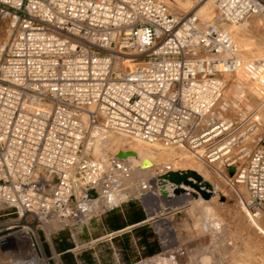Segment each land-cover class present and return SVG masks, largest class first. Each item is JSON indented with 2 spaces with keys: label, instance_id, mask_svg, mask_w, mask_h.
<instances>
[{
  "label": "built area",
  "instance_id": "obj_1",
  "mask_svg": "<svg viewBox=\"0 0 264 264\" xmlns=\"http://www.w3.org/2000/svg\"><path fill=\"white\" fill-rule=\"evenodd\" d=\"M193 2L0 0V264H49L39 232L97 196L89 143L110 133L186 149L227 188L207 192L264 217L257 113L229 115L224 80L264 98V58L243 59L230 31L259 19L264 42V0Z\"/></svg>",
  "mask_w": 264,
  "mask_h": 264
},
{
  "label": "rangeland",
  "instance_id": "obj_2",
  "mask_svg": "<svg viewBox=\"0 0 264 264\" xmlns=\"http://www.w3.org/2000/svg\"><path fill=\"white\" fill-rule=\"evenodd\" d=\"M162 1L172 12L176 13L193 11L198 8V6H194L193 0H179L180 3H176L178 0ZM237 28L239 29L237 34L239 44L243 41L247 42L246 39H242L247 37L253 41L254 50L264 47V42L260 37L259 19H251L247 26ZM263 55L264 52L259 58H263ZM246 56L247 52H244L243 59ZM224 79L226 81L225 100L229 105L227 110L229 115L237 116L243 112L255 110L261 129L257 132L255 140L259 139L258 145L264 146V98L258 99L259 97L254 95L256 91L249 85L242 88V85L234 82L235 79H232V76L227 77V79L224 77ZM242 79L237 76L236 81ZM249 88L253 90L254 98L252 95H247L246 91ZM88 153L92 156H99L98 153L93 152L92 147ZM105 158L109 159V162L112 161L114 158L112 149L105 152ZM129 166L132 167V165ZM104 168L108 170L105 165ZM123 168V172H120V167L111 168L112 173L103 178L101 184L102 191H104L101 194L97 192L99 201L96 204H92L94 200L82 205L73 201L72 206L77 208L79 212L76 218L51 225L50 228L39 232L43 241V249L49 257V264H60L56 253L61 244L71 243L74 247L72 251L75 253L89 249L92 251V235L97 231L101 214L107 210L111 211L123 202H134L137 207L146 212L149 241L156 247L153 253H143L140 258L126 264H147L148 260H157L163 256H171L173 264H202L201 261L204 256H208L207 260H209L204 264H264V217L250 218L240 204L238 197L226 190L225 183L212 177L205 167L202 168V171L205 172L206 181L217 184L219 188H226L224 195L212 194L213 198L210 202V206H212L218 219L216 234L201 228L202 221L196 215L197 207L194 206L192 212L186 207L168 212L165 208L175 202L173 197L169 198L170 200H151L150 195L154 194V187L148 181L151 173H132L126 169V165ZM106 195L111 197L110 202L104 199ZM84 243H87L85 246L90 245V247L82 248L80 245ZM107 252L108 250L105 249L104 253H96L95 257L92 256L91 261H85L83 264H122L114 253L108 254ZM166 252H170V254H166Z\"/></svg>",
  "mask_w": 264,
  "mask_h": 264
},
{
  "label": "bare ground",
  "instance_id": "obj_3",
  "mask_svg": "<svg viewBox=\"0 0 264 264\" xmlns=\"http://www.w3.org/2000/svg\"><path fill=\"white\" fill-rule=\"evenodd\" d=\"M176 3H180L179 0ZM205 8H207L206 5L204 6V9ZM242 25L243 27L247 26L246 23ZM230 31L233 37H236L239 40L238 35H237L239 32V29L237 27H232ZM242 39L247 40V42L246 41H243V42L241 41L242 43L240 42L242 44L240 45H241V49L243 50V53L247 52V56L245 57V59L259 58L261 54L264 52V47H262L261 49L255 48L254 50V47L252 46L253 41L251 39L247 37L242 38ZM237 76H239L240 78H243L241 74H238ZM246 92L248 96L252 95L253 97L254 95L255 96L257 95L256 93H254L253 95L252 93L253 90L251 88H249V90ZM246 98L248 99V97ZM241 116L242 114H240V116L238 117H241ZM246 132H244V134ZM252 135L253 133L249 134L250 139H252ZM94 136L95 135H93V137ZM98 140L99 138L95 136V138H93V141H91L89 144L92 145L93 152L98 153V155L102 157V159L104 160V165L106 166V168H108V170L104 168L105 173H104L103 178L107 177L110 173H112L113 170L111 168L117 169L118 167H120L121 168L120 172H123L122 168L124 165H126V169L128 171H131L132 173L133 172L134 173L136 172L137 174L143 173V172L151 173L148 179V181L151 183L149 184L154 187V191H153L154 194L152 193L153 195L152 196L150 195L151 200H158V199L164 200V199H169L173 197L174 198L173 200L175 202L171 206L168 205V207L165 208V210L168 212L180 209L182 207L183 208L186 207L187 209H190V211L192 212L194 209L193 207L195 206L197 207L198 212L196 210L194 211L197 212L196 215H198V217L202 221L201 228L204 231L208 229L212 231L213 234L217 233L218 226L216 224H218V219L215 216L212 206H210V202L213 198V195L211 194L210 197L207 198V200L203 199L197 193V191H195L189 185H182V184L175 185L172 182H170L166 177V175L171 171L180 172V171L192 170V171L197 172L202 177L200 179L201 186H204V184L208 182L206 181L205 172L202 171L203 167L201 166L200 163L194 161L191 158V156L186 152V149L164 148L156 144H145V143H141L140 141L129 140L126 136L112 134V133L108 134L107 138L104 141L99 143ZM108 149H112L113 155H114V158L112 159L111 162H109V159L105 158V152ZM128 165H132V167L130 166L128 167ZM205 188L208 189L210 187L206 186ZM96 189H97L96 192H99L100 194L104 191V190L102 191L101 182L96 187ZM110 198L107 195L104 196V199L109 200V202H110ZM96 199H97V196L95 198L93 196L94 201L93 200H92L93 202L91 201L92 204L93 203L96 204L99 201V199L97 200ZM103 204H104V201H103ZM167 253L170 254V252H166V254ZM207 257L208 256L206 257L204 256V258L201 261L202 264L206 263V261H209L207 260L208 259ZM147 264H173V261H172L171 256L170 257L163 256V257L158 258L157 260L150 259L147 261Z\"/></svg>",
  "mask_w": 264,
  "mask_h": 264
},
{
  "label": "crops",
  "instance_id": "obj_4",
  "mask_svg": "<svg viewBox=\"0 0 264 264\" xmlns=\"http://www.w3.org/2000/svg\"><path fill=\"white\" fill-rule=\"evenodd\" d=\"M111 210L113 215L110 214V210H107L100 216L97 231L92 235V251L89 249L75 253L72 251L74 247L71 243L66 247L57 248L63 264L66 259H69L71 264H83L85 261H91L96 253H104L105 249L108 250V254L114 253L122 264L131 263L136 258H140L143 253L148 254L142 242L141 231L143 226L148 228L146 212L132 202H123ZM146 241L155 251L156 247L149 241L148 233Z\"/></svg>",
  "mask_w": 264,
  "mask_h": 264
},
{
  "label": "water",
  "instance_id": "obj_5",
  "mask_svg": "<svg viewBox=\"0 0 264 264\" xmlns=\"http://www.w3.org/2000/svg\"><path fill=\"white\" fill-rule=\"evenodd\" d=\"M167 179L172 182L173 184L175 185H180V184H183V185H189L190 187L194 188L198 193L199 195L204 198V199H207L210 197L211 193L210 192H207L205 189L206 186H209L207 183L204 184V189H200L199 187V184L198 183H194L192 182L189 178H192L194 179L196 182H200V176L195 173L194 171L192 170H186V171H180V172H177V171H171L169 172L167 175H166ZM94 198L96 197V193L91 190L88 192V197H91V198Z\"/></svg>",
  "mask_w": 264,
  "mask_h": 264
},
{
  "label": "trees",
  "instance_id": "obj_6",
  "mask_svg": "<svg viewBox=\"0 0 264 264\" xmlns=\"http://www.w3.org/2000/svg\"><path fill=\"white\" fill-rule=\"evenodd\" d=\"M132 203L135 204L134 202H132ZM111 211H113V210H111ZM111 211H110V214L112 213ZM111 215H113V214H111ZM141 231L143 234L142 242H143V244H145V246L148 250V254H151L154 251V249L152 247H150L149 243L146 241V234L148 233V230L145 228V226H143L141 228ZM66 246H68V243L61 244L58 248H62V247H66ZM64 263L65 264H71L69 259H66V261Z\"/></svg>",
  "mask_w": 264,
  "mask_h": 264
}]
</instances>
